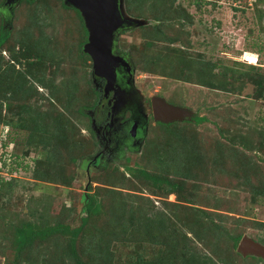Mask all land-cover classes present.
Instances as JSON below:
<instances>
[{
	"label": "rangeland",
	"instance_id": "374dc122",
	"mask_svg": "<svg viewBox=\"0 0 264 264\" xmlns=\"http://www.w3.org/2000/svg\"><path fill=\"white\" fill-rule=\"evenodd\" d=\"M3 2L0 264H183L196 254L264 264L235 246L245 235L264 245V0H125L145 22L119 37L139 88L195 115L152 125L142 153L90 169L98 143L86 110L97 96L80 15L63 0L24 1L6 23ZM171 182L182 189L171 194ZM87 215L74 242L36 234L20 252L21 231L76 228Z\"/></svg>",
	"mask_w": 264,
	"mask_h": 264
},
{
	"label": "flooded vegetation",
	"instance_id": "af4514ba",
	"mask_svg": "<svg viewBox=\"0 0 264 264\" xmlns=\"http://www.w3.org/2000/svg\"><path fill=\"white\" fill-rule=\"evenodd\" d=\"M125 12L128 17L137 19L131 16L126 9ZM130 30L122 31L116 39L113 53L123 58L117 69L116 82L109 83L107 79L96 76L92 66L91 78L97 98L86 112L98 143V150L88 162L89 169L91 167L103 168L118 158L127 159L130 154L142 153L152 125L163 128L162 125L169 126L191 120L185 119L170 124L155 120L152 105L154 96L146 97L143 94L137 84V65L131 53L120 48V35ZM156 97L164 98L161 95H156ZM164 99L170 104L189 109L192 112L191 116L194 117L195 112L190 108Z\"/></svg>",
	"mask_w": 264,
	"mask_h": 264
},
{
	"label": "water",
	"instance_id": "95a60500",
	"mask_svg": "<svg viewBox=\"0 0 264 264\" xmlns=\"http://www.w3.org/2000/svg\"><path fill=\"white\" fill-rule=\"evenodd\" d=\"M66 4L78 9L84 17L89 31V40L84 46V52L93 62L94 74L105 78L109 83L116 82L117 69L123 58L114 55V47L118 34L124 30L135 29L145 24L142 19H133L125 12V0H65ZM22 0H6L2 7L12 13L9 21L12 22L14 10ZM154 118L162 123H174L192 119L189 109L170 104L164 98L152 99ZM237 250L243 256H254L264 259V245L260 242L243 236Z\"/></svg>",
	"mask_w": 264,
	"mask_h": 264
},
{
	"label": "trees",
	"instance_id": "16d2710c",
	"mask_svg": "<svg viewBox=\"0 0 264 264\" xmlns=\"http://www.w3.org/2000/svg\"><path fill=\"white\" fill-rule=\"evenodd\" d=\"M5 1L6 0H4V2H3V4H2V6L4 5V3H5ZM24 1H27V2H35V0H22V2L20 3V5L24 2ZM202 1H205V3H210L211 2V0H202ZM63 2H64V7H66V8H72V9H74V10H76L77 12H78V14L80 15V17H81V19H82V27H83V30H84V33H85V40H84V42L82 43L83 45V48H84V46H85V44L88 42V40H89V31H88V29H87V27H86V23H85V20H84V17L82 16V14H81V12L78 10V9H76V8H74V7H72V6H69V5H67L66 4V1L65 0H63ZM19 5V6H20ZM1 6V7H2ZM18 6V7H19ZM18 7L16 8V9H18ZM16 9L14 10V13H15V11H16ZM4 21V20H3ZM142 27V26H141ZM10 35H11V29H10V27L9 28H6V26H2V28H1V34H0V48L8 41V39H9V37H10ZM84 51V50H83ZM85 53V52H84ZM85 55H87V56H89L88 54H86L85 53ZM90 57V56H89ZM35 58L36 59H38L39 58V56L38 55H36L35 56ZM31 64H34L33 62L31 63ZM4 89H6L7 90V87H5ZM82 112L84 113V110H82ZM196 118H198V116H196L195 117V120L194 121H196ZM206 121H208V119L206 118V117H203L202 118V120H201V122L203 123V122H206ZM36 122L38 123L39 121L38 120H36ZM189 122H191V120L190 121H188L187 123H189ZM197 122V121H196ZM201 122H199V123H201ZM178 124V123H177ZM177 124H175V125H177ZM175 125H162V126H164V127H175ZM179 125V124H178ZM183 125V124H182ZM33 127V126H32ZM34 131H35V129L36 130H39V129H41V125H37V124H35L34 125ZM35 133V132H34ZM34 133H32V134H29V136L27 137V139H26V143L28 144L30 141H32V140H34V139H36L37 137H35V134ZM179 137V136H178ZM45 138L46 137H43V140H45ZM181 140V139H180ZM180 140L179 141H177V143H180ZM232 152H233V150H232ZM144 174V176H145V174L147 175V177H150L149 175H148V173H143ZM171 184V194L172 193H178L181 189H182V186H181V183H177V182H174V183H170ZM90 205H91V203H89V207H90ZM89 221V215H87V216H84V217H82V222H81V225L79 226V227H76V228H71V226H69V225H57L56 227H52V228H48V229H46V231H40V232H36L35 230H29V232H28V234H26L25 232H23L22 233V231H21V233L20 234H22L21 235V243H20V252L21 251H23V249H25L26 248V246H27V244L28 243H30L31 241H32V239L34 238V236H36V234H38V235H41V236H44V237H46V236H48L49 234H51V233H57V232H63V233H67V234H71L72 235V242H74L75 240H76V238L80 235V233L82 232V230H83V228H84V226L87 224V222ZM240 239L241 238H238L237 239V241H236V247H238V243H239V241H240ZM73 243H72V248H73ZM169 253V252H168ZM167 253V254H168ZM170 254L171 255H175L174 253H171L170 252ZM168 258H171L170 256H169V254H168ZM181 261H178V260H175L174 261V264H178V263H180ZM138 263H140V264H148V263H141V262H138ZM160 264H163V263H160ZM173 264V263H172ZM183 264H213V260H212V258L210 257V256H208V255H202V256H199L198 254H196V255H192V256H188V259H186V260H184L183 261Z\"/></svg>",
	"mask_w": 264,
	"mask_h": 264
},
{
	"label": "crops",
	"instance_id": "0c3cea01",
	"mask_svg": "<svg viewBox=\"0 0 264 264\" xmlns=\"http://www.w3.org/2000/svg\"><path fill=\"white\" fill-rule=\"evenodd\" d=\"M247 54L249 55V56H253L254 58H252V62L253 63H256V59H257V56H256V52H250V51H248L247 52ZM259 55V54H258Z\"/></svg>",
	"mask_w": 264,
	"mask_h": 264
},
{
	"label": "built area",
	"instance_id": "2783aa9c",
	"mask_svg": "<svg viewBox=\"0 0 264 264\" xmlns=\"http://www.w3.org/2000/svg\"><path fill=\"white\" fill-rule=\"evenodd\" d=\"M251 5H253V4L251 3Z\"/></svg>",
	"mask_w": 264,
	"mask_h": 264
}]
</instances>
